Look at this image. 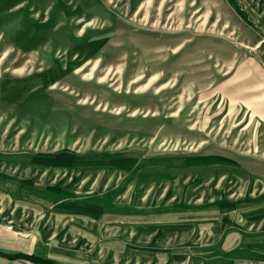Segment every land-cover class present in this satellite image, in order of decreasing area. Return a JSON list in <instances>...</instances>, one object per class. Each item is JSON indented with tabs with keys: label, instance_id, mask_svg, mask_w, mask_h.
<instances>
[{
	"label": "rangeland",
	"instance_id": "1",
	"mask_svg": "<svg viewBox=\"0 0 264 264\" xmlns=\"http://www.w3.org/2000/svg\"><path fill=\"white\" fill-rule=\"evenodd\" d=\"M0 217L56 264H264V0H0Z\"/></svg>",
	"mask_w": 264,
	"mask_h": 264
},
{
	"label": "crops",
	"instance_id": "2",
	"mask_svg": "<svg viewBox=\"0 0 264 264\" xmlns=\"http://www.w3.org/2000/svg\"><path fill=\"white\" fill-rule=\"evenodd\" d=\"M43 237L46 241H49V246L43 245ZM50 238L51 235L43 234V229L40 226L28 230L17 229L5 223L4 219L0 217V264H36L18 258V254L49 259L53 263L55 261H62L58 258L57 254H50V252H55L52 248V244L55 241ZM64 262L65 264H74V261L72 259L68 261V258Z\"/></svg>",
	"mask_w": 264,
	"mask_h": 264
},
{
	"label": "trees",
	"instance_id": "3",
	"mask_svg": "<svg viewBox=\"0 0 264 264\" xmlns=\"http://www.w3.org/2000/svg\"><path fill=\"white\" fill-rule=\"evenodd\" d=\"M17 257L25 259L27 261L34 262L36 264H55L49 259H41V258H38V257H34L33 255L18 254Z\"/></svg>",
	"mask_w": 264,
	"mask_h": 264
},
{
	"label": "flooded vegetation",
	"instance_id": "4",
	"mask_svg": "<svg viewBox=\"0 0 264 264\" xmlns=\"http://www.w3.org/2000/svg\"><path fill=\"white\" fill-rule=\"evenodd\" d=\"M68 12H69L68 14L70 16V19L72 18L73 15H75V13H76V15H78V13H79L76 8L70 9V10H68ZM76 17H78V16H76ZM72 21H73V19H72Z\"/></svg>",
	"mask_w": 264,
	"mask_h": 264
}]
</instances>
